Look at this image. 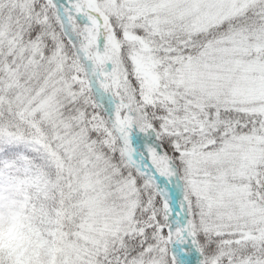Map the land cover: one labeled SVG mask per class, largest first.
<instances>
[{
	"label": "snow or ice",
	"instance_id": "6c2138e0",
	"mask_svg": "<svg viewBox=\"0 0 264 264\" xmlns=\"http://www.w3.org/2000/svg\"><path fill=\"white\" fill-rule=\"evenodd\" d=\"M0 264H264V0H0Z\"/></svg>",
	"mask_w": 264,
	"mask_h": 264
},
{
	"label": "clouds",
	"instance_id": "9594fccd",
	"mask_svg": "<svg viewBox=\"0 0 264 264\" xmlns=\"http://www.w3.org/2000/svg\"><path fill=\"white\" fill-rule=\"evenodd\" d=\"M18 242H19L18 238L16 237L15 234H13V233H5V235L3 237V243L5 245L16 244Z\"/></svg>",
	"mask_w": 264,
	"mask_h": 264
}]
</instances>
